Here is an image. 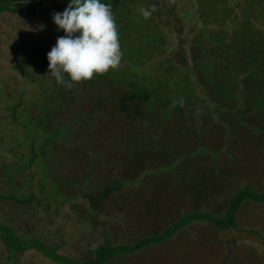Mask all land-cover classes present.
Wrapping results in <instances>:
<instances>
[{
    "label": "trees",
    "instance_id": "trees-1",
    "mask_svg": "<svg viewBox=\"0 0 264 264\" xmlns=\"http://www.w3.org/2000/svg\"><path fill=\"white\" fill-rule=\"evenodd\" d=\"M43 1L0 0V14L35 15ZM203 6L206 24L193 49L194 68L182 67L172 59L145 67L157 52L161 53L162 45L165 48V38L155 17H147L144 26L135 28L133 22L140 15L132 17L133 10L116 20L123 53L119 65L91 80L73 82L71 89L48 74L46 82L50 81L57 93L50 90L43 96L51 108L42 111L46 127L49 125L46 144L52 147L56 140L66 139L69 145L65 149L72 156V165L78 164V156L85 158L86 167L82 169L86 177L82 180H88L91 189L93 184L98 187L86 194L93 202L92 208L74 203L73 210L80 218L95 220L103 211V202L114 200V195H118L132 225L148 223L154 211L166 206L167 193H173L174 201L197 200L200 207L183 212L159 232L138 239L116 241L109 234L95 249L78 252L74 257L62 253L40 227L29 232L22 226L19 216L33 215L28 210V205L36 201L33 193L0 188V198L19 208L12 219L0 217L4 264H20L24 254L31 251L60 264H116L122 255L162 246L173 237L193 243L189 249L195 255L196 241L204 236L191 231L186 234L189 224H208L215 233L242 229L237 214L243 212L244 204L249 200L264 203V185L252 188L247 182V175L264 172V0H203ZM44 67L42 73H49L48 66ZM85 88L96 89L98 101L90 109H82L85 115L77 120L72 107L84 98L79 91ZM62 116L68 118L67 123L58 127ZM257 126L263 131L259 139L250 134ZM220 147L231 149L229 155H223ZM41 154L39 150L27 163L22 161L24 166L19 165L17 172L25 176L21 168L32 165ZM255 156L262 159L256 170ZM113 158L120 168L105 181L89 184L95 166H100L102 160L108 166L106 161ZM142 174L145 181L141 180ZM71 176L64 178L67 184L62 185V191L59 189L62 196L54 194L62 203L68 198L65 191L74 184L70 183ZM13 178L12 174L9 180ZM216 196L228 205L213 206L212 202L222 200H215Z\"/></svg>",
    "mask_w": 264,
    "mask_h": 264
},
{
    "label": "rangeland",
    "instance_id": "rangeland-1",
    "mask_svg": "<svg viewBox=\"0 0 264 264\" xmlns=\"http://www.w3.org/2000/svg\"><path fill=\"white\" fill-rule=\"evenodd\" d=\"M134 1L105 0L112 5L115 20L122 15H128L133 10L132 17L143 16L139 9L144 8L151 11L152 14L149 16L151 19L155 17L156 22L160 23L163 30L161 36L165 38V48L162 45L161 53L157 52L145 67L158 66L162 60L172 59L182 67L194 68L196 61L193 59V49L199 38L198 33L206 24L203 0ZM68 3L69 0H44L35 15L13 12L0 14V188L7 190L12 187L13 191L27 195L33 193L36 196L35 204L28 205V210L32 211L33 215L30 217L28 214H21L19 219L22 226L29 232L40 227L44 236L59 246L62 253L77 257L78 252L87 253L90 249H95L109 234L116 241H131L149 233L159 232L183 212L197 209L200 204L196 202L197 200L191 202L189 199L174 201L176 197L174 198L173 193H167L164 195L166 206L154 211L149 222L144 225L142 223L132 225L129 217H126L125 210L121 208L118 195L113 196L114 200L108 198L103 202L101 205L103 211L95 220H84L73 210L75 202L85 203L92 208L93 202L86 194L97 191L98 187L93 184L91 189L88 180L85 182L82 180V177H86L82 168L86 167L87 161L82 156H78L75 159L78 164L72 165V156L66 153L65 149L69 145L66 139L56 140L52 147L50 143L46 144L49 125L46 127L45 113L42 112L51 108L44 103L43 96L49 94L50 90L56 92L55 86H51L50 81L46 82L45 77H50L49 73H42L45 70L44 65L48 66L47 53L55 45L57 37L64 35L62 30H57L52 20V13L62 12ZM140 16L133 22L135 28L144 26L148 22L144 16ZM41 25L43 28L40 27ZM122 29L128 32L126 28ZM43 67L44 70L41 71ZM140 78L138 80H146L148 77ZM97 89L102 90L103 87ZM80 90L79 94H83L84 98L82 99L83 96L80 95L81 102H75L72 107V111L77 114V120L85 115L82 109L88 110L98 101L96 89L95 91L94 88ZM59 116L61 117L60 114ZM59 120L62 122L58 127L65 125L68 118L62 116ZM258 127L250 131V134L257 139L263 134ZM32 140L35 141L32 143ZM39 150L42 154L36 159L37 161L35 160L29 167L21 168L26 175L18 173V166H24L22 161L27 163ZM219 150H223V155L228 156V150L231 149L220 147ZM254 150L256 152L255 148ZM100 162V166L99 164L95 166L89 184L95 183L96 180L105 181L120 168L116 158L111 162L106 161L108 166H104L105 161ZM260 162H262L261 157L255 156L253 162L255 170ZM12 174L14 178L9 180ZM68 175H72L70 183L74 182V184L69 186L67 192L65 191L68 198L62 203L58 200V197L62 196L59 189L67 184L64 178ZM247 176L249 179L247 182L252 188L264 185V172H255V174L253 172L252 176ZM75 177L79 178L78 182ZM141 178L145 181L144 174ZM153 186L155 187V184ZM56 193L58 197L54 195ZM217 193H221L220 190ZM214 198L216 200L219 196ZM220 199L222 197L218 200ZM212 204L218 207L228 205L224 199ZM244 206L243 212L237 214L238 226L242 229L233 228L215 233L210 227L208 228V224L201 222L189 224L186 234L191 231L204 236L196 241L199 243L195 255H192L189 249L193 243L189 241L187 243L185 239L184 243L180 238L173 237L162 246H149L133 255H122L117 259L116 264H264V203L258 204L249 200ZM18 211L19 208L15 203L0 198V217L8 216L12 219ZM218 211L221 213V210ZM96 225L99 227L95 228ZM187 251H190L191 255ZM5 259V245L0 237V264H4ZM20 264L60 263L31 251L24 254Z\"/></svg>",
    "mask_w": 264,
    "mask_h": 264
},
{
    "label": "clouds",
    "instance_id": "clouds-1",
    "mask_svg": "<svg viewBox=\"0 0 264 264\" xmlns=\"http://www.w3.org/2000/svg\"><path fill=\"white\" fill-rule=\"evenodd\" d=\"M139 11L145 18L152 14L144 8ZM52 20L57 30L64 32L47 53L49 74L58 84L71 89L73 82L91 80L121 62L123 53L111 3L69 0L62 12L52 13Z\"/></svg>",
    "mask_w": 264,
    "mask_h": 264
}]
</instances>
